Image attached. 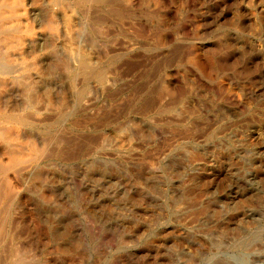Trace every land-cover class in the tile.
Instances as JSON below:
<instances>
[{
  "label": "rangeland",
  "instance_id": "374dc122",
  "mask_svg": "<svg viewBox=\"0 0 264 264\" xmlns=\"http://www.w3.org/2000/svg\"><path fill=\"white\" fill-rule=\"evenodd\" d=\"M115 9L103 25L98 7L80 10L66 37L45 28L53 5L32 1L36 30L7 58L21 77L0 81V106L29 120L21 159L47 152L0 201V264H264V0ZM139 43L167 50L109 60ZM103 66L133 89L100 94Z\"/></svg>",
  "mask_w": 264,
  "mask_h": 264
},
{
  "label": "bare ground",
  "instance_id": "6f19581e",
  "mask_svg": "<svg viewBox=\"0 0 264 264\" xmlns=\"http://www.w3.org/2000/svg\"><path fill=\"white\" fill-rule=\"evenodd\" d=\"M33 0H0V81H5L8 78L14 79L15 81L20 80V75L12 72L8 66V60L11 59L12 51L15 52L19 50L24 44L28 37H31L35 33V26L31 23V18L29 16V8H31ZM53 5V15L51 20L46 23L45 28L50 32H53L56 35H70L71 33V24L76 22L77 15L80 10H83L86 7H98L100 9L99 22L107 23L108 19V9L112 8V14L114 17H119V13L116 14L117 9L115 6L123 0H48ZM133 2L137 0H132ZM113 23H117L116 20H113ZM141 27L148 31V28L145 24H142ZM101 41L107 43L106 32L101 26ZM173 36L167 34L166 41L171 43ZM167 49L165 47H156L155 49H147L140 43L138 47L130 52H116L114 53L109 60L112 62H123L125 60L135 57V54H140L144 56H149L152 54L165 52ZM115 52V51H114ZM70 59L73 61H79V65H76L77 69L83 67L84 62H81V52L76 50L69 51ZM8 58V60H7ZM209 66H212V61L207 60ZM64 69L69 73L71 79H78V75L75 73L73 68L68 63H64ZM79 68V69H80ZM106 66H103L99 70L98 77V89L100 94L103 96L112 95L115 96L118 100L122 97L124 92L130 91L133 89L134 82H126L123 86L116 85L115 83H110L107 77ZM92 76L90 72L83 71L82 78L85 84L87 78ZM78 77V78H77ZM76 81V80H75ZM165 84L166 81L161 82ZM87 88V87H86ZM84 89L87 91V89ZM141 95V94H140ZM139 95V96H140ZM150 94L145 93L143 96L144 99H148ZM127 111L123 113L120 118H129V115L132 112ZM120 118L118 120L120 121ZM29 126V120L25 117H15L11 113V110H8L5 106H0V141L6 146L4 154H0V201L3 202V199L11 197L15 194V187L13 180L20 173L21 168L28 162L37 161L42 155L47 152V149L44 147H33L31 151V157L28 161L21 159V155L16 152L15 146L12 144L13 141L18 139L17 129L22 127ZM3 156L7 157V162L4 161ZM4 181L6 187L1 186V182ZM8 191V192H7ZM3 232V225H0V233Z\"/></svg>",
  "mask_w": 264,
  "mask_h": 264
}]
</instances>
